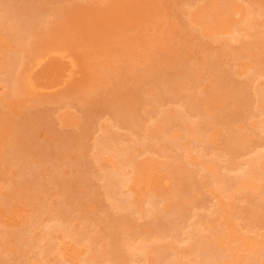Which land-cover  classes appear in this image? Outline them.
Masks as SVG:
<instances>
[{"label": "rangeland", "instance_id": "obj_1", "mask_svg": "<svg viewBox=\"0 0 264 264\" xmlns=\"http://www.w3.org/2000/svg\"><path fill=\"white\" fill-rule=\"evenodd\" d=\"M240 6L251 11L247 24H236ZM2 36L0 264H54L61 256L48 248L65 243L67 253H84L76 264L95 256L88 264H116L108 252L114 229L126 243L129 236L152 247L142 260L121 241L126 259L117 264H152L164 245L189 249L186 230L199 221L204 241L197 252L218 249L206 264H264V190L249 183L230 196L212 190L200 169L220 165L219 172L238 175L229 168L264 151V0H0ZM57 41L77 55L80 71L61 84L67 62L48 56L26 72L37 86L29 88V56ZM194 101L197 110L184 109ZM174 111L184 119L160 133L154 125ZM128 115L139 126L131 128ZM114 146L130 147L125 169L136 161L151 181L138 186L141 170L131 173L123 191L135 189L140 203L106 190ZM176 165L191 174L178 195V180L168 176ZM177 254L172 258L193 264Z\"/></svg>", "mask_w": 264, "mask_h": 264}, {"label": "bare ground", "instance_id": "obj_2", "mask_svg": "<svg viewBox=\"0 0 264 264\" xmlns=\"http://www.w3.org/2000/svg\"><path fill=\"white\" fill-rule=\"evenodd\" d=\"M239 10L237 11V12H239L240 14H242L241 16L243 17V18H239L238 20L239 21H237L236 22V24H239V25H241L242 23H245V24H247L248 23V21H249V14H250V10H248V8L246 9L244 6L241 8V6H240V8H238ZM17 18H15L14 20H16ZM19 22V21H18ZM15 26V25H14ZM17 26H18V24H17ZM237 25H235L234 26V28L236 27ZM10 28V27H9ZM35 28V27H34ZM33 28V29H34ZM233 28V30L230 32L233 36H236L235 34H234V32L235 31H238V29H239V26H237V28H235L234 29ZM10 29H12V28H10ZM9 29V30H10ZM32 29V30H33ZM3 31H5V30H3ZM8 31V30H7ZM6 31V32H7ZM14 31H16V30H14ZM8 32H10V31H8ZM7 32V33H8ZM5 33V32H4ZM21 33V32H20ZM20 33H17V34H19V35H17L16 36V38H18V36H23V34H20ZM11 36H15V35H11ZM1 38H3V39H5V37L4 36H2V37H0V39ZM19 39V38H18ZM23 39H24V36H23V38L22 39H19L20 41H23ZM2 42H4V41H2ZM1 42V43H2ZM21 43V42H20ZM4 44V43H3ZM63 44V43H62ZM2 45L0 44V47H1ZM4 46V45H3ZM65 46V45H64ZM62 47V46H59V42L57 41V42H54V43H51V44H49L48 45V47L46 48V49H44V50H41V52H37V53H34L33 54V56L31 55V56H29V57H31L30 58V60H29V62H28V64H27V66L23 69V73H24V76H25V82L29 85V88H32V89H35L36 90V84L28 77V75L26 74V72L27 71H31V69H33V68H35L36 66H38L37 68H39V65H41V63L42 62H44V60H45V58L47 59L48 58V56H57V57H59L60 59H65V61L67 62V69H66V71H65V73H64V76H63V78H62V81L61 80H59V82L61 81V84H63V83H68L69 81H73V78H74V76H75V74L77 73L78 74V72L80 71H78V72H76V69H78V65H80L79 64V62L80 61H78V59H77V55L76 54H72V53H70L69 52V47H67V48H65V47ZM69 46V45H68ZM1 49V48H0ZM73 49V48H72ZM1 51V50H0ZM74 53V52H73ZM16 56H18V54H16ZM52 58H54V57H52ZM61 61V60H60ZM81 66V65H80ZM1 67V66H0ZM37 68H35V70L37 69ZM33 71L34 70H32V73H33ZM29 74H31V72H29ZM125 74V73H124ZM138 74V73H137ZM144 74V73H143ZM130 74H125V76L124 77H126V76H129ZM141 75V74H140ZM142 76V75H141ZM140 77V76H139ZM138 77V78H139ZM143 78H145V77H143ZM140 79H141V77H140ZM35 80V79H34ZM61 86V85H60ZM63 86V85H62ZM39 87V86H38ZM51 87V86H50ZM56 87H57V83H56V85H55V87H54V89H56ZM39 88H41V87H39ZM48 88V87H47ZM52 88V87H51ZM58 88V87H57ZM164 88H166V87H164ZM48 90H50V89H48ZM52 90V89H51ZM167 91V90H166ZM198 107H199V104L198 103H196V101H194V102H190V103H187V107L185 106V108L184 109H192V110H194V109H198ZM177 110V109H176ZM191 110V111H192ZM186 111V110H185ZM170 115H171V117H169V118H166L165 117V115L163 116L164 118H162V119H160V120H162L160 123H158V122H156L157 124L156 125H154L155 127H158V129L157 130H159L160 131V133H164V131L166 132V130H167V128H169L172 124H174L175 122H176V120H177V118H179V117H177V116H183V113L181 114L180 113V111L178 112H173L172 114L170 113ZM166 116H167V114H166ZM136 116H134V115H128V116H126V119H125V121L126 122H128L129 124V126L132 128H134L135 126H139V120L137 119V118H135ZM183 118V117H182ZM184 119V118H183ZM179 120H181V118H179ZM188 121V120H187ZM186 120H185V122H187ZM140 122H141V120H140ZM181 122H183L184 123V121H181ZM153 124H155V123H153ZM185 124V123H184ZM187 124V123H186ZM188 124H189V122H188ZM190 124H191V126L193 125V121L192 122H190ZM195 125V124H194ZM148 126H150V125H148ZM154 126L152 125L151 127H153V129H154ZM186 126V125H185ZM188 127H189V125H188ZM194 127V126H193ZM192 127V128H193ZM194 129V128H193ZM193 131V130H192ZM179 133V132H178ZM193 133V132H192ZM166 134V136L169 134H167V133H165ZM160 135H163V134H160ZM170 135V134H169ZM193 135V134H192ZM111 138V137H110ZM112 138H114V137H112ZM107 139V138H106ZM110 140H112V139H109L108 138V141L106 140V142H108L107 144H109V141ZM182 141V140H181ZM102 142V143H101ZM101 142H100V144L102 145V148L104 149L105 148V150H106V148L109 146H107L106 145V143H105V140H101ZM184 143V142H183ZM110 145H111V143H110ZM179 145V144H178ZM124 146V145H123ZM98 147V146H97ZM112 147V146H111ZM128 147V146H127ZM179 147H180V145H179ZM186 147H188V146H186ZM193 148H194V146H192ZM180 148H182V147H180ZM184 149H185V147H183ZM196 148V147H195ZM228 148H230V147H228ZM130 149V147L129 148H126V147H122V146H114L113 147V151H114V158L116 159L117 158V161L115 160L114 162H113V164L111 165V170H110V172L109 173H107V179H105V187H106V190L108 191V193L111 195V196H114L115 197V200H116V197H118L121 201H124L125 203H128V205L130 204H133V203H140L139 201H137V200H135V199H133V198H135V197H132V194L134 193V191H132V190H135V189H129V191L127 192H125V191H123L124 190V187H127L128 186V183L131 181V173L132 172H134L135 170H141L140 171V173H138V175H137V177H136V179H135V184L136 185H140L141 183L143 184H146V186L147 187H149L150 186V179H149V177L148 176H144L143 174H142V168H141V164H139V163H136L135 164V162H134V166H133V168L132 169H130L129 171L128 170H126L125 169V165H124V163H125V161H126V159H129V156H128V158H127V155H126V152H127V150H129ZM189 149V148H188ZM232 151H233V153H238V151L239 150H241V148L240 147H237L235 150L233 149V148H230ZM244 149V148H243ZM186 150V149H185ZM184 150V152H186ZM193 150V149H192ZM195 150V149H194ZM107 151H109L108 149H107ZM187 151H191V149H189V150H187ZM99 152H101V151H99ZM165 152V151H164ZM240 152V151H239ZM166 153V152H165ZM170 153V152H169ZM168 152H167V154H166V156L169 154ZM187 154H188V152H186ZM257 154H255V156H251L248 160H246V162L244 163V162H240V163H238L237 165V167L235 166V167H231V168H229V167H227V166H229V165H223L222 166V168H224V169H227V168H229V169H227V171L229 170V171H231L232 169V173H233V171L235 170V168L236 169H238V172H239V174L237 175V174H229L228 172L227 173H223L222 171H218V167H220L221 168V166L219 165V166H214V165H212V167H210V166H208L207 165V163H206V161H205V158H203V157H201V158H203V160L202 161H205L204 163H206V165H207V167H203V168H200L201 169V171H206V172H202L203 173V177L204 176H206L205 174H207V175H209V181H208V179L206 180V181H208L206 184L207 185H209V182H210V185L209 186H211L210 188H212V190H216V191H219V192H222V193H224V194H227V195H229L230 194V196H233V192L235 191V190H239L240 188L241 189H243V188H245L246 186H247V184L249 185V183H253V184H255V188H256V190H259L260 191V193H261V191H263L264 190V166H262L263 165V161H262V159H264V151H262V152H260V151H257L256 152ZM101 154V153H100ZM127 154H128V152H127ZM192 154V153H191ZM202 154V153H201ZM107 155H108V153H107ZM178 155V154H177ZM202 155H204V154H202ZM230 155H232V154H230ZM254 155V154H253ZM138 156V155H137ZM169 156H174V155H172V154H170ZM168 156V157H169ZM201 156V155H200ZM237 156V155H236ZM132 157V156H131ZM177 157H179V156H177ZM234 157V156H233ZM112 158V157H111ZM114 158H112V159H114ZM175 158H176V156H175ZM124 159H125V161H124ZM173 159V158H172ZM176 159H178V158H176ZM200 159V158H199ZM118 160L120 161V163H118V164H116L117 162H118ZM122 160L124 161V163H122ZM201 161V162H202ZM261 161L263 162L262 163V165H261ZM175 162H177L176 160H175ZM178 162H180V161H178ZM200 162V163H201ZM128 163V162H127ZM182 163V161L179 163V164H181ZM214 163H216V162H214ZM146 164V163H145ZM131 165V164H130ZM133 165V164H132ZM127 166V165H126ZM148 166V165H147ZM184 167H186L187 166V164L185 165H183ZM182 165H179L178 167H177V165H176V169L172 172V171H170L171 172V174L169 173L168 174V176H175L174 177V179L176 178V181L177 182H179V185L177 186L176 185V188H177V191H174V193L173 194H176V193H180L179 191H178V189H181L182 190V188H183V186H181V180H182V178L184 179V180H186L187 179V176L190 174V173H188V171L186 172V170H185V168L183 167ZM201 166V165H200ZM224 166H226L227 168H225ZM148 168V167H147ZM188 168V167H187ZM198 168V169H199ZM189 169V168H188ZM203 169V170H202ZM220 170V169H219ZM209 171V172H208ZM225 171V170H224ZM237 171V170H236ZM190 172V171H189ZM196 172V171H195ZM195 172H194V174H195ZM198 172H199V170H198ZM222 172V173H221ZM226 172V171H225ZM172 173L174 174V175H172ZM196 174H197V172H196ZM148 175V174H147ZM191 175V174H190ZM234 175H236V176H234ZM170 176V178H172ZM185 176V177H184ZM150 178H151V176H150ZM164 178H165V176H164ZM186 178V179H185ZM188 178H189V176H188ZM205 178V177H204ZM203 178V179H204ZM206 178H207V176H206ZM212 178V179H211ZM143 179V180H142ZM147 179H149V180H147ZM152 179V178H151ZM162 180H164L163 179V177H162ZM168 178L166 177V179H165V182L166 183H168ZM150 181V182H149ZM206 181H204V182H206ZM212 181V182H211ZM84 182V181H83ZM176 182V183H177ZM17 183L18 182H16L15 184L17 185ZM163 183H164V181H163ZM166 183H164V184H166ZM169 184V183H168ZM89 185V184H88ZM167 187V185H164V187ZM166 187H165V189H166ZM194 187V185H192V184H189L188 186H187V188H185V192H187V193H189V191L188 190H190V189H192ZM162 188V187H161ZM160 188V189H161ZM188 189V190H187ZM85 189H83V191H84ZM153 190H154V188H153ZM155 190H156V188H155ZM164 190V189H163ZM157 191V190H156ZM172 192V191H171ZM176 192V193H175ZM264 192V191H263ZM146 193V192H145ZM151 193V192H150ZM141 194V193H140ZM148 195L147 196H149L150 194H149V192L147 193ZM178 194H176V195H178ZM134 195V194H133ZM138 195H139V193H138ZM143 195V196H142ZM141 195V197H144V194H142ZM109 196V195H108ZM146 196V197H147ZM113 197V198H114ZM136 197H138V196H136ZM117 198V199H118ZM139 198H140V196H139ZM148 198V197H147ZM118 199V200H119ZM141 200V199H140ZM161 201V200H160ZM183 201H185V200H183ZM180 202L179 203V206H178V208L180 207H182V211H184V210H186V209H184L183 210V205H184V202ZM186 201H188V200H186ZM142 202V201H141ZM154 202V201H153ZM146 203H150V201L148 200V201H146ZM155 203V202H154ZM120 204V203H119ZM142 204V203H141ZM151 204V203H150ZM186 204H189V203H186ZM185 204V205H186ZM127 205V204H126ZM140 205V204H139ZM138 205V206H139ZM145 205V204H144ZM143 205V206H144ZM137 206V205H136ZM154 206V205H153ZM177 206H175L176 208H177ZM188 206V205H187ZM147 207H148V209H150V207H149V205H147ZM174 207V208H175ZM185 207V206H184ZM189 207V206H188ZM141 208V207H140ZM143 208L144 207H142V209H140V211L141 210H143ZM173 208V209H174ZM175 208V209H176ZM177 208V209H178ZM179 208V209H180ZM186 208V207H185ZM146 209V208H145ZM147 209V210H148ZM178 209V210H179ZM188 210V209H187ZM144 211V210H143ZM149 211H151V210H149ZM180 212H181V209H180ZM183 214H184V212H182ZM186 213H188V211H185V214ZM189 217V216H188ZM191 218H192V216H191ZM116 221H118L117 223L119 224V223H121V222H124L123 221V219H116V218H114ZM188 219V218H187ZM199 220H201V219H199ZM190 221V220H189ZM196 222H197V220H195ZM200 222L201 221H199V223H196L197 225H195L196 226V229H195V226L193 225L194 223L192 222V224L191 223H189V225H192V229H194L195 231L194 232H192V233H190L189 232V230H186L189 234L187 235V232H185L186 233V235H187V238L185 239V240H187L188 242H189V246H190V248L189 249H184L183 251H177L176 249V247L175 246H172V245H164V246H162L163 248H162V250H160V252H157V254L155 255L154 254V259H152V261H153V263L152 264H183V262H182V260L181 259H174V258H172V256L174 255V253L176 254V253H178L177 255H178V257L179 256H183V255H185V256H188L189 257V259H190V262L191 263H193V264H206V263H210V260H212L213 258H214V255L215 254H218V249L216 250V247L215 246H213V245H211L210 246V248H209V253L208 252H205V254H204V252L202 253V252H197V250H199L200 249V245H202V243H203V241H204V238H203V235H202V232H201V229H203L204 228V226H202V225H200ZM205 222V221H204ZM198 224H199V226H198ZM203 224V223H202ZM189 225H187L186 224V226H189ZM204 225V224H203ZM184 226V225H183ZM182 226V227H183ZM198 226V227H197ZM57 227V228H56ZM200 227H203V228H200ZM55 228V230H59L60 228L58 227V226H55L54 227ZM185 228V227H184ZM182 229V228H181ZM191 229V231H193ZM196 230H200V231H198L200 234H198V232H196ZM111 235H112V241L110 242V245H109V248H108V252H110V253H112L113 254V256L111 257V261H112V263L113 262H117V263H120L121 262V260H124V258L126 257V255L123 253V251H122V248H121V246H120V243H121V241H124L125 242V239L124 240H122L123 239V237H122V239H121V236H120V233L118 232V230H113L112 232H111ZM198 236H199V238H198ZM201 236H202V238L203 239H201ZM127 237V236H126ZM125 237V238H126ZM129 237V236H128ZM128 237H127V242L128 243H126L125 245L127 246H129V248L132 250V255H136V253H141L142 255H141V258H142V260L143 259H146V257L148 256V258H150V254H151V250H150V248H152V247H150V248H148L144 243H136L135 241V239H130V240H128ZM205 237V236H204ZM182 240H183V238H182ZM202 242H201V241ZM184 241V240H183ZM166 243V242H165ZM199 243H201V244H199ZM70 244V243H69ZM168 244V243H167ZM252 244H253V242L251 243L250 242V245L252 246ZM19 245V244H18ZM21 245V244H20ZM160 245V244H159ZM198 245V246H197ZM254 245V244H253ZM76 246V245H75ZM127 246V247H128ZM177 246V245H176ZM203 246V245H202ZM201 246V247H202ZM66 247H67V243H65V245L64 246H61V245H58V246H54V247H51V248H48V249H50V251H53V250H55V252H57V255L59 256H61V257H56L55 258V260H53V263L54 264H60V263H66V264H76L77 263V260H78V262L79 261H81V259L83 260V254H82V258L80 257L81 256V251L78 249V248H74V250H73V252L71 253H67V249H66ZM77 247H78V244H77ZM179 247V246H178ZM199 247V248H198ZM215 247V248H214ZM250 247V246H249ZM68 248H70V245H69V247ZM73 248V247H72ZM188 248V247H187ZM202 249V248H201ZM216 250V251H215ZM253 250V249H252ZM50 251H49V253H50ZM200 251V250H199ZM201 251H204V250H201ZM54 252V251H53ZM138 253V254H139ZM213 253H215V254H213ZM56 254V253H55ZM256 254V253H255ZM102 256H100V258H101ZM85 258V257H84ZM90 258V257H89ZM89 258H87V262H85L84 264H88V262L89 263H91V262H93L92 260H94L95 258H96V256H95V258H93V259H89ZM99 257H97V259H98ZM99 258V259H100ZM135 258V257H134ZM133 258V259H134ZM60 259V260H59ZM80 259V260H79ZM86 259V258H85ZM88 259H89V261H88ZM98 259V260H99ZM126 259V258H125ZM249 259L250 260H255V256L254 255H251L250 257H249ZM101 260H102V258H101ZM96 262V261H95ZM99 262H97V264H98ZM116 263V264H117ZM79 264V263H78ZM94 264V263H93Z\"/></svg>", "mask_w": 264, "mask_h": 264}]
</instances>
